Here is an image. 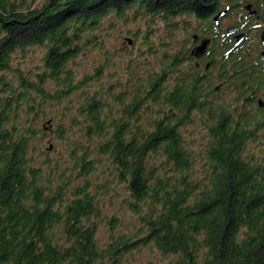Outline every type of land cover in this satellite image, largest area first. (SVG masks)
<instances>
[{"label": "trees", "instance_id": "16d2710c", "mask_svg": "<svg viewBox=\"0 0 264 264\" xmlns=\"http://www.w3.org/2000/svg\"><path fill=\"white\" fill-rule=\"evenodd\" d=\"M247 5L264 23V0H0V264H126L146 247L264 264V68L244 47L206 74L188 54L197 34L227 42L214 17ZM117 188L138 222L113 215L102 244Z\"/></svg>", "mask_w": 264, "mask_h": 264}, {"label": "flooded vegetation", "instance_id": "af4514ba", "mask_svg": "<svg viewBox=\"0 0 264 264\" xmlns=\"http://www.w3.org/2000/svg\"><path fill=\"white\" fill-rule=\"evenodd\" d=\"M249 15H244L243 10L238 9L236 11H231L227 14L226 16H230L231 18H233L236 14L243 16L244 19L248 20V22H250L251 26L248 28V30L246 32H237L236 26L233 25L234 20L232 21L231 24H229L230 26H226V33H228V29L230 27L234 28L235 27V32L232 36L228 35L227 38V42L225 41V43H221V39H216L218 38V36H221L219 33L217 34H213L215 36L210 35V37L208 36H201L199 34L194 35L191 41V45L189 47V52L188 54H190V58H191V62L194 63V65L202 72L203 71V65H205V70H208L209 68L211 69V57L212 56H217L218 54H220V47L222 46L223 48L228 47V52H225V54H235L236 52V47H244L245 48V54H255L256 56H259L260 59L256 58V64H259L261 66V68H264V23H258V19L256 20H251L249 19V16H254L250 14L249 10H246ZM252 11H256L254 10V8H252ZM257 11L256 14L257 15ZM217 16V15H216ZM226 16L224 18H226ZM223 18V19H224ZM223 19L215 22V17L213 19V23L215 26H219L220 25V21H223ZM251 30V31H250ZM257 33L258 35H260V42L257 41L258 37H257ZM238 34H245V39L244 41L237 45V41H236V36ZM213 39L216 40V43L213 42ZM234 41V42H233ZM207 43L206 49L203 52H199L198 50H196L197 48L201 47L204 43ZM192 54H203L200 55L199 57H195L192 56ZM198 65V66H197ZM205 73V72H202ZM206 74V73H205ZM210 74V73H208ZM211 75V74H210ZM208 75V76H210ZM219 86V85H218Z\"/></svg>", "mask_w": 264, "mask_h": 264}, {"label": "rangeland", "instance_id": "374dc122", "mask_svg": "<svg viewBox=\"0 0 264 264\" xmlns=\"http://www.w3.org/2000/svg\"><path fill=\"white\" fill-rule=\"evenodd\" d=\"M227 11V10H226ZM226 16V15H225ZM224 16V17H225ZM223 17V18H224ZM222 18V19H223ZM221 20V19H220ZM215 21V20H214ZM233 20L230 19V16H226V18L223 21H220V24L223 28H226V26H230L229 24L232 23ZM216 22V21H215ZM210 22L209 24H211ZM205 25L206 24H199L196 26L195 23H192L191 28L188 30V32L192 35L193 28L196 29V33H201L204 32L205 30ZM232 27H230L228 30H230ZM235 29V27H234ZM237 29V28H236ZM234 34V33H233ZM233 34L229 35L232 36ZM240 35V34H238ZM128 42V41H127ZM122 44H119L116 40L112 41L110 43L111 47H115L116 49H120ZM191 45V42H190ZM189 45V47H190ZM38 54H33L30 55L28 58V63H35L37 62V56ZM81 73L79 78L83 73H87L89 68H88V63L82 62L81 64ZM216 85V83H215ZM57 110V108H56ZM55 108H51L50 112L52 115H54ZM51 129V128H50ZM53 130V127H52ZM190 132H193L192 129L189 130ZM196 139V141L200 140V135H198V131L195 133V135L189 136L188 140H193ZM50 143H54L56 147L62 146L61 143L57 142L52 138L46 140V145L49 146ZM127 198V195L125 196L124 191L121 189H115L112 194H110L106 200H105V213L107 214V221L105 222L104 226L102 227V230L100 232V238L102 240V244H105V242L108 241V235L110 232V226L107 225V222L111 219L113 215L118 216L121 218L122 222H126L131 228L132 226L137 222L138 219L136 216H134L128 209L127 205H125L124 200ZM126 264H169L165 259H162L158 254L153 253V251L150 249V247L146 248H140L138 251H134L130 257H128L127 263Z\"/></svg>", "mask_w": 264, "mask_h": 264}, {"label": "water", "instance_id": "95a60500", "mask_svg": "<svg viewBox=\"0 0 264 264\" xmlns=\"http://www.w3.org/2000/svg\"><path fill=\"white\" fill-rule=\"evenodd\" d=\"M247 10L250 11L251 15H255L256 14V11H252V8L253 6L252 5H247ZM227 14V11H223L221 12L216 18H215V21H219L220 19H222L225 15ZM235 32V29L234 28H231L229 31H228V34L231 35ZM245 34H241V35H237L235 38H236V41H237V45L241 44L244 39H245ZM129 42L131 43V41L129 40ZM206 46H207V43L205 42L201 47L197 48L196 50H198L199 52H203L205 49H206ZM200 55H203V54H192V56H195V57H199ZM198 66V65H197ZM264 103L262 102V100L260 101V106H263Z\"/></svg>", "mask_w": 264, "mask_h": 264}]
</instances>
